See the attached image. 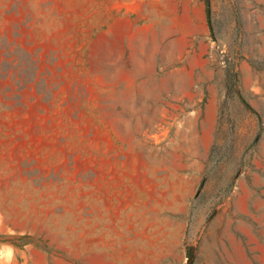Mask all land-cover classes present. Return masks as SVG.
Returning a JSON list of instances; mask_svg holds the SVG:
<instances>
[{"label": "rangeland", "instance_id": "1", "mask_svg": "<svg viewBox=\"0 0 264 264\" xmlns=\"http://www.w3.org/2000/svg\"><path fill=\"white\" fill-rule=\"evenodd\" d=\"M0 264H264V0H0Z\"/></svg>", "mask_w": 264, "mask_h": 264}]
</instances>
